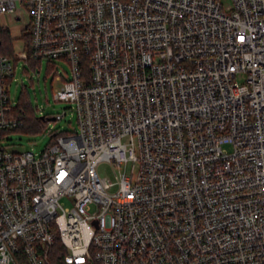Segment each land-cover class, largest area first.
<instances>
[{"label": "built area", "instance_id": "2783aa9c", "mask_svg": "<svg viewBox=\"0 0 264 264\" xmlns=\"http://www.w3.org/2000/svg\"><path fill=\"white\" fill-rule=\"evenodd\" d=\"M0 29V264H264V0H0ZM29 58L78 117L39 154L3 145Z\"/></svg>", "mask_w": 264, "mask_h": 264}, {"label": "rangeland", "instance_id": "374dc122", "mask_svg": "<svg viewBox=\"0 0 264 264\" xmlns=\"http://www.w3.org/2000/svg\"><path fill=\"white\" fill-rule=\"evenodd\" d=\"M223 2L226 5L231 4V0H223ZM1 21L8 24L13 30L21 27L8 16L1 18ZM71 72V65L66 59L49 60L44 58L36 69L28 61L20 60L16 69V78L10 85L12 99L18 100L22 94L30 96L37 116L54 117L66 110L65 116L61 120H48L45 127L47 130L72 131L78 128L77 112L71 108L74 107V104L56 101L53 93L62 84L57 76L60 75L64 79H68ZM4 134L3 145L18 152L34 151L39 154L52 143L51 134L45 130L35 134L22 131L5 132ZM98 172L101 176L115 178L114 168L109 162L100 163ZM62 203L66 206L71 205V201L66 197L62 199Z\"/></svg>", "mask_w": 264, "mask_h": 264}, {"label": "trees", "instance_id": "16d2710c", "mask_svg": "<svg viewBox=\"0 0 264 264\" xmlns=\"http://www.w3.org/2000/svg\"><path fill=\"white\" fill-rule=\"evenodd\" d=\"M0 53L5 55H12L13 47H12V39L9 31H5L0 29ZM42 60H34L33 58H29L28 62L32 65L34 69L39 65ZM14 115L20 120V124L14 128L6 130L5 132L11 131H22L29 134H35L41 132L43 130H47L46 123L48 120H53L54 117L49 116H37L36 110L33 107L30 96L23 95L17 100V104L14 106ZM4 132V133H5ZM53 132L51 133L52 136ZM53 137L52 141L53 142ZM57 263L61 264V261L57 260Z\"/></svg>", "mask_w": 264, "mask_h": 264}]
</instances>
